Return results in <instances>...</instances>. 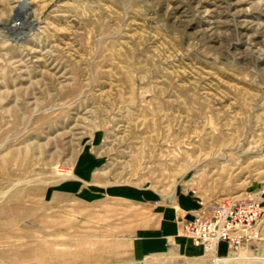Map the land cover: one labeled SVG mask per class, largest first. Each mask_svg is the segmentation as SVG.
I'll return each mask as SVG.
<instances>
[{"label":"rangeland","instance_id":"1","mask_svg":"<svg viewBox=\"0 0 264 264\" xmlns=\"http://www.w3.org/2000/svg\"><path fill=\"white\" fill-rule=\"evenodd\" d=\"M254 1L0 0V264H124L94 251H112L103 227L118 220L103 215L121 203L89 206V223L51 205L85 151L108 185L185 186L204 205L264 192V1ZM26 5L40 29L13 42L3 27ZM216 257L264 264V237L186 264Z\"/></svg>","mask_w":264,"mask_h":264},{"label":"crops","instance_id":"2","mask_svg":"<svg viewBox=\"0 0 264 264\" xmlns=\"http://www.w3.org/2000/svg\"><path fill=\"white\" fill-rule=\"evenodd\" d=\"M99 163L98 155L82 152L73 164V172L55 191L66 198L51 202L66 212L80 211L82 223L94 218L89 215V206L100 205L105 200H115L124 206L119 212L103 215L118 221L103 227L113 232L109 236L114 239L112 251L106 253L105 248L102 251L96 247L94 251L98 255H110L114 260L118 257L124 264H186L189 260H204L203 248L196 247L183 235L184 224L200 212L202 202L198 195L185 186L108 185L100 176ZM58 254L69 255V252L55 250V257Z\"/></svg>","mask_w":264,"mask_h":264},{"label":"built area","instance_id":"3","mask_svg":"<svg viewBox=\"0 0 264 264\" xmlns=\"http://www.w3.org/2000/svg\"><path fill=\"white\" fill-rule=\"evenodd\" d=\"M263 216L264 192L201 204L200 212L184 224L183 235L207 253L222 243L243 247L264 237ZM218 259L211 258L207 264Z\"/></svg>","mask_w":264,"mask_h":264},{"label":"bare ground","instance_id":"4","mask_svg":"<svg viewBox=\"0 0 264 264\" xmlns=\"http://www.w3.org/2000/svg\"><path fill=\"white\" fill-rule=\"evenodd\" d=\"M252 1V0H251ZM254 1V0H253ZM264 1V0H263ZM165 2V1H164ZM185 2V1H184ZM198 2H200V1H198ZM235 2V1H234ZM233 2V3H234ZM254 2H259V0L258 1H254ZM226 3V2H225ZM231 3H232V1H231ZM232 3V4H233ZM261 3V2H260ZM183 4V3H182ZM188 4H190V3H188ZM251 4V3H250ZM249 4V5H250ZM252 4H253V2H252ZM194 5V4H193ZM196 5V4H195ZM194 5V6H195ZM248 6V5H247ZM258 6H260V5H258ZM264 6V5H263ZM171 7V6H170ZM197 7V6H196ZM206 7V6H205ZM214 7V6H213ZM211 8V7H208L207 8V11H205V13H204V16H205V21H204V23H213V19L211 20L210 19V17H212L213 15H214V13L216 12V10H215V8ZM217 7V6H216ZM249 7V6H248ZM262 7V6H261ZM172 8V7H171ZM23 9V8H22ZM250 9V8H249ZM261 9V8H260ZM264 9V8H263ZM220 10V9H219ZM235 10H237V9H235ZM235 10H234V12H235ZM247 11H249V10H247ZM221 12V11H220ZM223 12V11H222ZM231 12V11H230ZM237 12V11H236ZM243 12V11H242ZM249 13V12H248ZM185 14H186V12H185ZM176 15V14H175ZM203 15V14H202ZM221 15V14H220ZM233 15V14H232ZM242 17H243V15H241ZM178 17V16H177ZM177 17H176V19H177ZM241 17V18H242ZM14 18H16V19H13V20H11V22H9L8 24H6V26L5 27H3L5 30H6V32H7V35H8V39L9 40H11V41H13V42H23L24 40H26L27 38H29L30 36H32V34H34V32L35 31H38L39 29H40V26H39V24L41 23L40 22V17H37L36 16V13H35V10L33 9V7L32 6H28V5H26V7L24 8V12L23 13H15L14 14ZM180 17H178V19H179ZM235 18V17H234ZM184 19V18H183ZM188 20V19H187ZM221 20V19H220ZM224 20H225V18H224ZM254 20V19H253ZM42 21V20H41ZM179 21H182V20H180L179 19ZM247 21V20H246ZM245 21V22H246ZM261 21V20H260ZM183 22H185V19H184V21ZM230 22V21H229ZM235 22V21H234ZM257 22H259L258 20H257ZM232 23V22H231ZM263 23V22H262ZM252 24V23H251ZM261 24V23H260ZM183 25V24H182ZM259 25V24H258ZM214 26V25H213ZM242 26V25H241ZM208 27V26H207ZM204 28V27H203ZM206 28V27H205ZM217 28V27H216ZM238 28V27H237ZM243 30H244V33H245V31H247L248 30V27L246 26V25H243ZM261 28V27H260ZM209 29V28H208ZM207 29V30H208ZM262 29V28H261ZM260 29V30H261ZM214 30H217V29H214ZM219 30V29H218ZM1 31V30H0ZM204 31V30H203ZM212 31H213V29H212ZM238 31V30H237ZM242 31V30H241ZM254 31H256V30H254ZM249 32V31H248ZM243 33V34H244ZM254 33V32H253ZM256 33V32H255ZM209 34V33H208ZM224 34V33H223ZM238 34V33H237ZM250 34V33H249ZM252 34V33H251ZM6 35V36H7ZM218 35V34H217ZM220 36V35H219ZM210 37V36H209ZM218 37V36H217ZM236 37V36H235ZM252 37V36H251ZM263 38V37H262ZM218 39V38H217ZM221 39V38H220ZM248 38H246V40H247ZM252 39V38H251ZM264 39V38H263ZM222 40V39H221ZM238 40H239V38H238ZM259 40H261V39H259ZM249 41V40H248ZM252 41V40H251ZM264 41V40H263ZM258 42V41H257ZM260 42V41H259ZM221 43V42H220ZM264 42H262V44H263ZM252 45V44H251ZM264 45V44H263ZM250 47V46H249ZM254 49V48H253ZM259 50V49H258ZM260 51V50H259ZM262 51H264L263 49H262ZM244 55V54H243ZM247 55V54H246Z\"/></svg>","mask_w":264,"mask_h":264}]
</instances>
